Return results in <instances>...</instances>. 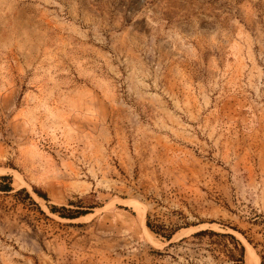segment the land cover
<instances>
[{"label": "rangeland", "instance_id": "374dc122", "mask_svg": "<svg viewBox=\"0 0 264 264\" xmlns=\"http://www.w3.org/2000/svg\"><path fill=\"white\" fill-rule=\"evenodd\" d=\"M3 176L0 264H260L264 0H0Z\"/></svg>", "mask_w": 264, "mask_h": 264}, {"label": "trees", "instance_id": "16d2710c", "mask_svg": "<svg viewBox=\"0 0 264 264\" xmlns=\"http://www.w3.org/2000/svg\"><path fill=\"white\" fill-rule=\"evenodd\" d=\"M9 180H10L9 177H6V176L0 177V192L7 193V192H10L12 190L10 188L9 183L3 184ZM21 192L25 193L26 197L28 199H30V197L25 192V190L22 189L19 191V193H21ZM38 195L40 196L41 194L38 193ZM41 197H43V196H41ZM57 211L58 210L56 208H54V207L51 208V212H57ZM62 211H65V209L62 208ZM82 214L83 213H81V212H75V211L67 210L66 213H63V214L61 213V214H59V216L62 218H67V219H75ZM146 225L151 231H153L157 235H160L161 237H163L167 241H169L171 239L172 235L174 234V230L169 231V232H166L167 230H163V231L159 230V229L156 230L155 226L151 225L150 222H147ZM184 226L188 227L189 224H185ZM263 226H264V224H263ZM207 234L213 235L217 238H223V239L229 238L231 240V243H230L231 247L224 246V250H223V253H224L226 259L228 260V262L230 264H243L244 248L237 240H235V238L233 236H231L229 234H218V233H215V232H212L209 230H202V231L194 233L192 235V237H199V236H203V235H207ZM257 245L258 244L254 245V248H257ZM263 250H264V248H263ZM263 250L258 252V256L260 258V264H264V252H263Z\"/></svg>", "mask_w": 264, "mask_h": 264}]
</instances>
